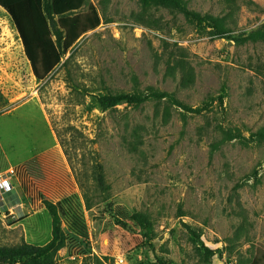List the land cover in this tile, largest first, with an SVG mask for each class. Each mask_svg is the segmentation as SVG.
I'll return each mask as SVG.
<instances>
[{
    "label": "rangeland",
    "instance_id": "1",
    "mask_svg": "<svg viewBox=\"0 0 264 264\" xmlns=\"http://www.w3.org/2000/svg\"><path fill=\"white\" fill-rule=\"evenodd\" d=\"M185 1L226 32L154 0H89L100 26L41 82L0 7V177L19 197L0 196V247L55 240L50 264H264V143L251 136L264 127V44L229 38L264 23V0ZM148 88L207 109L100 102ZM50 150L85 237L21 186L23 165Z\"/></svg>",
    "mask_w": 264,
    "mask_h": 264
},
{
    "label": "trees",
    "instance_id": "2",
    "mask_svg": "<svg viewBox=\"0 0 264 264\" xmlns=\"http://www.w3.org/2000/svg\"><path fill=\"white\" fill-rule=\"evenodd\" d=\"M164 7L181 13L190 22L213 24L223 34V23L212 16L201 15L188 7L185 0H154ZM0 7L10 16L25 55L37 81L46 80L61 64L62 59L73 50L77 42L101 24V17L89 0H0ZM88 7L86 12L82 9ZM229 38L236 45L264 44V23ZM166 101L181 108L185 113L201 114L207 105L191 107L180 101L174 93L148 88L147 93L108 92L100 99L103 108H112L121 103L141 105L147 101ZM0 92V106L5 105ZM252 140L264 143V127L253 133ZM19 170V179L24 193L48 200L55 204L69 231L79 237L87 234L85 216L77 194L73 191L61 157L50 150L25 163ZM49 182V190L37 185ZM41 187L44 188V186ZM47 187V186H46ZM51 192V195L47 194ZM9 207L19 203L15 191L3 195ZM33 197V196H32ZM57 250L55 240L44 247L22 243L12 247H0V264H50L51 254Z\"/></svg>",
    "mask_w": 264,
    "mask_h": 264
},
{
    "label": "built area",
    "instance_id": "3",
    "mask_svg": "<svg viewBox=\"0 0 264 264\" xmlns=\"http://www.w3.org/2000/svg\"><path fill=\"white\" fill-rule=\"evenodd\" d=\"M12 189H14V187L11 186L10 182L7 179L0 177V196H3Z\"/></svg>",
    "mask_w": 264,
    "mask_h": 264
}]
</instances>
